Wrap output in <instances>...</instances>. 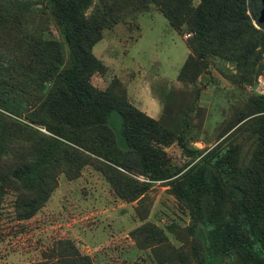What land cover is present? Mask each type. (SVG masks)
<instances>
[{"label":"trees","instance_id":"16d2710c","mask_svg":"<svg viewBox=\"0 0 264 264\" xmlns=\"http://www.w3.org/2000/svg\"><path fill=\"white\" fill-rule=\"evenodd\" d=\"M153 4L185 34L180 86L161 85L152 117L119 88H98L105 64L91 48L102 29ZM43 16L60 39L45 30ZM227 59L230 81L248 85L230 104L214 138L191 144L203 120L199 76ZM264 0H0V214L35 215L57 186L84 166L97 170L115 196L136 201L128 230L148 264H264ZM241 88V89H243ZM117 115L118 127L110 121ZM190 140V141H189ZM176 143L182 162L165 147ZM154 182L187 214L162 225L147 219ZM169 235L174 239L171 240ZM16 264H94L69 236L55 238L39 259Z\"/></svg>","mask_w":264,"mask_h":264},{"label":"rangeland","instance_id":"374dc122","mask_svg":"<svg viewBox=\"0 0 264 264\" xmlns=\"http://www.w3.org/2000/svg\"><path fill=\"white\" fill-rule=\"evenodd\" d=\"M42 18L45 30L60 39L49 17ZM184 39L185 34L170 27L157 7L150 4L145 11L134 12L102 29L91 50L106 65L105 71L93 72L90 81L104 89L114 86L118 78L126 99L157 117L161 106L154 97L159 87L180 86L176 74L188 52ZM231 72L233 66L227 59L215 58L209 71L197 79L202 84L198 104L203 107L204 115L200 127L192 130L191 144L202 147L210 142L229 113L230 104L240 103L246 91L253 90L248 85L243 88L232 83ZM258 76L263 82L264 76ZM263 90L256 80L254 91ZM110 121L117 129L114 111ZM165 152L173 163L184 159L176 143L166 146ZM147 193L151 199L147 219L159 225L171 219L187 221L186 212L165 185L154 182ZM135 204L136 201L118 199L103 176L91 166H84L75 178L59 175L46 203L28 219L16 220L7 215L11 208L6 198V208L0 214V264L39 259L44 248L60 236L71 237L81 251L91 256L94 264H148L147 251L136 248L128 235V230L139 222Z\"/></svg>","mask_w":264,"mask_h":264},{"label":"built area","instance_id":"2783aa9c","mask_svg":"<svg viewBox=\"0 0 264 264\" xmlns=\"http://www.w3.org/2000/svg\"><path fill=\"white\" fill-rule=\"evenodd\" d=\"M256 80H257V81H260V87H261L262 89H264V81H263V82H261V80H260L259 76H257ZM258 93H259V92H258ZM260 93H264V90H263V91H261Z\"/></svg>","mask_w":264,"mask_h":264},{"label":"crops","instance_id":"0c3cea01","mask_svg":"<svg viewBox=\"0 0 264 264\" xmlns=\"http://www.w3.org/2000/svg\"><path fill=\"white\" fill-rule=\"evenodd\" d=\"M155 98V97H154Z\"/></svg>","mask_w":264,"mask_h":264}]
</instances>
